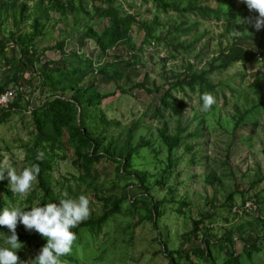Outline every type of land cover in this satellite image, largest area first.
Returning <instances> with one entry per match:
<instances>
[{
  "label": "rangeland",
  "instance_id": "rangeland-1",
  "mask_svg": "<svg viewBox=\"0 0 264 264\" xmlns=\"http://www.w3.org/2000/svg\"><path fill=\"white\" fill-rule=\"evenodd\" d=\"M256 15L240 0H0V90L16 94L0 161L19 173L43 154L48 188L37 177L21 200L5 172L0 212L86 195L62 264H264V28L237 23ZM242 48L254 56L234 60ZM16 231L27 264L46 240Z\"/></svg>",
  "mask_w": 264,
  "mask_h": 264
},
{
  "label": "clouds",
  "instance_id": "clouds-1",
  "mask_svg": "<svg viewBox=\"0 0 264 264\" xmlns=\"http://www.w3.org/2000/svg\"><path fill=\"white\" fill-rule=\"evenodd\" d=\"M250 12L258 13L255 17L246 20L238 19L237 23L251 24L257 31L264 28V0H240ZM235 34L239 32L235 31ZM203 101L201 110L211 111L216 104V98L208 92L201 96ZM42 155L38 158H42ZM39 165L33 164L17 172L11 159L7 156L0 161V180H4L7 173L8 187L11 193L23 200L32 191L39 175ZM67 194H65L66 196ZM17 204L14 208H4L0 212V226L6 227L10 235H7L6 247H0V264H21L17 252L23 245L19 242L17 226L22 224L27 231H35L46 244L39 250L35 259L27 264H62L61 258L70 254L77 235L73 231L91 214L90 199L84 195L78 198L60 199L59 203H47L43 206H33L30 210Z\"/></svg>",
  "mask_w": 264,
  "mask_h": 264
},
{
  "label": "trees",
  "instance_id": "trees-1",
  "mask_svg": "<svg viewBox=\"0 0 264 264\" xmlns=\"http://www.w3.org/2000/svg\"><path fill=\"white\" fill-rule=\"evenodd\" d=\"M255 40V39H254ZM257 41L260 42V48H259V53L264 56V39H258ZM5 49H6V44L4 43H0V53H4L5 52ZM250 55L254 56L253 52L250 51V50H245V49H240V52L237 54V56L235 57L234 60H243V59H249ZM0 91H4L3 90H0ZM8 113H10L9 111H4L1 118H0V121L3 120V118L5 116L8 115ZM34 164H38L39 165V168L41 167H44V165L41 163V159L38 158V157H35V163ZM41 170V169H40ZM38 178L40 180V185H42V188L47 190L48 191V188H47V185L45 183V180L42 176V173L39 171V175H38ZM1 206V204H0Z\"/></svg>",
  "mask_w": 264,
  "mask_h": 264
},
{
  "label": "built area",
  "instance_id": "built-area-1",
  "mask_svg": "<svg viewBox=\"0 0 264 264\" xmlns=\"http://www.w3.org/2000/svg\"><path fill=\"white\" fill-rule=\"evenodd\" d=\"M16 94L12 89L0 91V118L4 111L9 110L15 102Z\"/></svg>",
  "mask_w": 264,
  "mask_h": 264
}]
</instances>
